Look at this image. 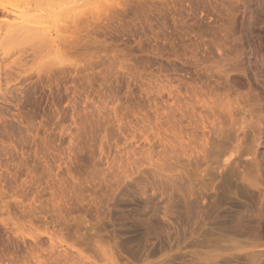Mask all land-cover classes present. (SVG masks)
<instances>
[{
	"label": "rangeland",
	"instance_id": "1",
	"mask_svg": "<svg viewBox=\"0 0 264 264\" xmlns=\"http://www.w3.org/2000/svg\"><path fill=\"white\" fill-rule=\"evenodd\" d=\"M0 6V264H264V0Z\"/></svg>",
	"mask_w": 264,
	"mask_h": 264
},
{
	"label": "bare ground",
	"instance_id": "2",
	"mask_svg": "<svg viewBox=\"0 0 264 264\" xmlns=\"http://www.w3.org/2000/svg\"><path fill=\"white\" fill-rule=\"evenodd\" d=\"M5 13H8V11L6 10V8L3 7V6H0V15H5ZM263 97H264V96H263ZM263 101H264V100H263ZM259 118H260V117H259ZM259 118H258V119H259ZM263 119H264V118H262V120H263ZM262 120L260 119L261 122H263ZM257 145H258V144H257ZM257 148H258V147H257ZM256 150H257V149H256ZM254 152H255V151H254ZM257 152H258V151H257ZM255 153H256V152H255ZM261 154H262V153H261ZM256 155H257V154H255V156H256ZM261 156H262V155H261ZM262 158H263V157H262ZM256 166H257V165H256ZM256 166H255V167H256ZM260 166H261V165H260ZM256 173H257V172H256ZM140 176H141V175H140ZM142 177H143V176H142ZM142 177H141V180H142V181H141L140 179H139V180H140L141 182H143V181H144V178H145L147 182L144 181V183H142V185H143L144 187H142V188H140V189H138L139 187L136 185V187H137V191H136V192L133 191V192H134V195H133V194H132V195H133V196L135 197V199H137V200H138L143 206H146V205L148 204L149 200H150V197H151V195H148V193H147V191H146V190L149 189L148 186H147L148 183H149V178L144 177V178L142 179ZM138 178H139V177H138ZM138 178H137V179H138ZM157 179H158V178H157ZM139 180H138V181H139ZM154 180H155V178H154ZM134 181H135V180H134ZM134 181H133V182H134ZM140 181H139V183H141ZM150 182H151V181H150ZM153 182H154V181H153ZM137 183H138V182H137ZM145 183L147 184V185H146L147 187L144 185ZM161 183H162V182H161ZM130 184H131V183H130ZM131 185H132V184H131ZM154 185H155V183H154ZM156 185H157V184H156ZM149 186H150V185H149ZM145 188H146V189H145ZM150 188H151V187H150ZM152 196L154 197V195H152ZM155 196H156V195H155ZM153 197H152V198H153ZM152 198H151V199H152ZM154 198H155V197H154ZM159 198H160V197H159ZM161 201H162V203H163V202H165L166 200L164 201V198H161ZM142 205H141V206H142ZM141 208L143 209V207H141ZM141 211H142V210H141ZM134 212H135V211H134ZM138 212H139V211H138ZM138 212L136 211V213H134V214H133V213L131 214V212H129V215L131 216V219H133L134 221H138V222H140V213H138ZM129 215H128V217H129V219H130V216H129ZM143 222H144V221H143ZM164 224H166V223L164 222ZM146 229H147V228H146ZM148 230H149V229H147L146 231H148Z\"/></svg>",
	"mask_w": 264,
	"mask_h": 264
}]
</instances>
